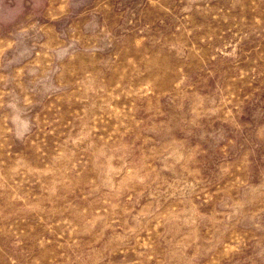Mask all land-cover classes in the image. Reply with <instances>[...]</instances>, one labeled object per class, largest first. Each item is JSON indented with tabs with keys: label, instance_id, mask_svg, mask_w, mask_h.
<instances>
[{
	"label": "rangeland",
	"instance_id": "rangeland-1",
	"mask_svg": "<svg viewBox=\"0 0 264 264\" xmlns=\"http://www.w3.org/2000/svg\"><path fill=\"white\" fill-rule=\"evenodd\" d=\"M0 264H264V0H0Z\"/></svg>",
	"mask_w": 264,
	"mask_h": 264
}]
</instances>
